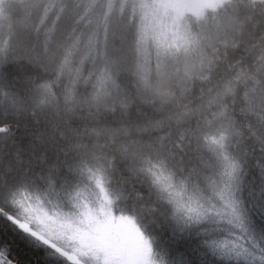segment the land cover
Instances as JSON below:
<instances>
[{"label": "snow or ice", "instance_id": "1", "mask_svg": "<svg viewBox=\"0 0 264 264\" xmlns=\"http://www.w3.org/2000/svg\"><path fill=\"white\" fill-rule=\"evenodd\" d=\"M16 2L15 44L11 35L0 41V88L14 110L0 114L16 123L0 133L15 138L22 115L39 125V108L56 117L59 135L39 149V129L8 150L0 145V198L15 209L0 206L8 226L0 229V264H17L6 247L13 242L23 264H52L49 252L87 264L82 248L95 253L94 264H264V29L251 45L232 42L233 61V0ZM8 3L0 0V21ZM209 9L217 42L205 44L187 17ZM246 19L264 23V0H252ZM149 46L158 64L211 48L209 73L225 66L206 99L201 89L193 115L131 110L124 85L132 78L144 100L136 81L146 91ZM109 185L132 210H115ZM53 232L77 246L63 247Z\"/></svg>", "mask_w": 264, "mask_h": 264}, {"label": "trees", "instance_id": "2", "mask_svg": "<svg viewBox=\"0 0 264 264\" xmlns=\"http://www.w3.org/2000/svg\"><path fill=\"white\" fill-rule=\"evenodd\" d=\"M260 0H256L259 5ZM252 0H233V6L235 12L233 13L235 20L234 25L236 29H239V34L235 31L229 33L228 52L229 57L235 61L238 54V49L233 51L231 44L233 41H241L240 47L244 46V42L249 45L255 43L260 37L262 29H264V23H256L248 21L246 19L249 11V6ZM213 15L212 10H207L204 18H198L195 16L191 20V26L193 31L198 32L202 38L203 43L207 44L216 43L215 26L211 22ZM216 15L224 21V18L220 10H216ZM191 18V17H190ZM207 21V23H206ZM226 22V21H224ZM223 39V37H221ZM221 51L224 46L219 45ZM149 60H150V75L145 84L137 79L136 86L140 88V95L144 96V100L141 101L137 98L136 87L133 86L131 80L124 85L130 92L131 99L135 100L131 110L135 112L137 107L142 108L145 111H151L152 107H155L164 115H176L184 114L185 116L193 115L197 109V106L202 103L201 89H204V99L208 96V89L216 83L220 82V78L226 72V68L223 64H219L217 68H214L209 73V59L213 57L211 48H205L203 51L196 50L185 55L181 53L178 58L170 59L165 64H158L156 51L149 46ZM85 74H87L88 66H84ZM210 75L209 80H204L202 77ZM95 76H93V80ZM57 94L60 95L61 90L57 89ZM91 88L82 89V95ZM31 103L28 107L31 108ZM12 113V101L9 95L3 88H0V113L3 112ZM119 113V108H117ZM37 116L40 119L39 125L33 123V117L30 115H22L19 120V130L15 127L12 128L13 132H16V137H12L11 133H0V145L5 146V150L13 147L12 140L19 139L26 135L28 132H36L39 129L43 134L40 136V141H37L34 137L32 142L39 148L49 147L50 139L59 135V126L56 117L52 115L47 109L41 111L37 109ZM16 120L13 115L4 116L0 114V125H15ZM27 123L28 128H25ZM41 141L43 143H41ZM23 146V145H21ZM51 151V149H50ZM40 151H37V155H40ZM31 187L32 185H27ZM111 194L114 198L115 210L119 212H128L132 209L128 205L124 204V195L120 188L115 185H109ZM118 198V199H116ZM0 206L5 207L9 211L15 212L6 198H0ZM7 225L5 221L0 218V229H4L7 232ZM9 251L10 258L15 260L18 264H23L24 250L19 247L15 242L10 246H6ZM52 264H55L52 260ZM59 264H63L59 262Z\"/></svg>", "mask_w": 264, "mask_h": 264}, {"label": "rangeland", "instance_id": "3", "mask_svg": "<svg viewBox=\"0 0 264 264\" xmlns=\"http://www.w3.org/2000/svg\"><path fill=\"white\" fill-rule=\"evenodd\" d=\"M191 7L193 8V10H198L196 5H192ZM21 12H22V9L20 8L16 0H9V3L5 6V9H4V18L2 21H0V25H2V27H0V41H3L4 39L8 38L11 35V39L9 40L10 47L14 45L16 41L15 32L19 30L17 20L20 17ZM193 18H195V15H188L187 17L189 22H191ZM10 23L12 25L11 30L8 27ZM92 192L98 195L97 193H95L94 189L92 190ZM47 207H48V210L53 215H55L56 209H55L54 204H47ZM113 207H114V203H113ZM33 224L37 228V230H40L42 228V225H40L35 220L33 221ZM50 238L60 241L62 246L65 248L77 246V245L71 244L66 236H61L55 232L52 233ZM79 254L81 255L82 259L87 261V264H94L93 256L95 255V253L93 251L89 250L88 248H82ZM48 255L52 258L53 261H56L57 263L61 262L63 264H68L67 260H65L62 256H58L56 253L49 252Z\"/></svg>", "mask_w": 264, "mask_h": 264}, {"label": "bare ground", "instance_id": "4", "mask_svg": "<svg viewBox=\"0 0 264 264\" xmlns=\"http://www.w3.org/2000/svg\"><path fill=\"white\" fill-rule=\"evenodd\" d=\"M239 41H240V40H239ZM240 42H241V41H240ZM54 263H55V264H59V263H57L56 261H54Z\"/></svg>", "mask_w": 264, "mask_h": 264}]
</instances>
